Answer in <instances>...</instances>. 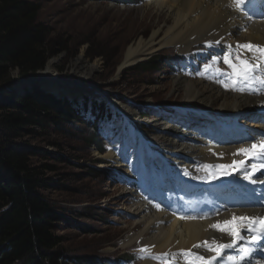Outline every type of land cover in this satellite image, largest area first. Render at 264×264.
Here are the masks:
<instances>
[{"label": "rangeland", "instance_id": "rangeland-1", "mask_svg": "<svg viewBox=\"0 0 264 264\" xmlns=\"http://www.w3.org/2000/svg\"><path fill=\"white\" fill-rule=\"evenodd\" d=\"M27 1L39 6L37 20L47 28L48 43L55 49L44 70L36 75L44 76L51 63L52 75L48 79L58 83L25 82L15 88V83L20 80L19 71L8 69L4 80H0V99L6 93L22 96L37 84L57 98L74 104L79 117L86 121L95 119L92 104L106 105L107 102L113 106H107L113 119L102 124L101 132L113 129L115 134L120 131L119 123L123 117L109 101V96L138 108L137 119L146 135L151 133L149 121L156 116L152 112L157 106L172 105L169 109L188 106L182 98H173L168 91L157 92L171 77L167 62L162 59L155 72L144 73L135 68L145 60L118 73L126 45L139 35L148 34L147 11L143 14L146 0H131L125 4L109 0ZM198 52L201 53L200 48ZM176 54L177 50L163 49L150 59L161 57L169 62ZM93 65H98L99 70L94 71L90 78L85 77ZM163 111H166L164 107ZM91 127L97 129V124L91 126L80 122L62 131L36 127L32 133L23 132L15 144L33 151L30 160L33 166L53 167L51 171L46 170L43 177L56 184L41 190V193L63 214L55 234L61 239L60 247L65 255L70 259L84 258L81 261L84 264H88V259L108 264L132 253L138 244L126 250L121 248L128 231L124 223L134 220L123 205L128 181L124 177L122 181L108 178L103 169L108 171L112 163L96 162L108 159L105 155H98L97 149L89 142L93 134ZM120 127L123 132L124 126L120 124ZM146 141L144 139L138 144ZM115 144L118 145V142ZM137 146L132 145L131 149L138 150ZM136 152L139 155V151ZM130 200L132 202V195Z\"/></svg>", "mask_w": 264, "mask_h": 264}, {"label": "bare ground", "instance_id": "bare-ground-1", "mask_svg": "<svg viewBox=\"0 0 264 264\" xmlns=\"http://www.w3.org/2000/svg\"><path fill=\"white\" fill-rule=\"evenodd\" d=\"M230 4L231 0H148L143 6V14L147 11L149 18V22L144 21L149 26L148 34L139 35L126 45L118 73L120 74L126 67L150 59L163 49L186 53L192 51L199 43L214 42L219 39L227 44L242 41L264 45V25L255 23L247 26L245 32L239 31L240 27L244 28L240 20L241 14L230 7ZM97 70H99L98 65L91 66L90 73L85 77L90 78ZM51 73L52 65L49 63L42 76L46 80L43 83H58L48 79ZM164 91H168L173 98H182L187 102L188 107L198 110L201 116L210 112L209 115L214 117V122L219 120L226 122L229 116L239 115L245 109L264 102L263 97L256 98L224 92L214 84L183 76H171L170 81L158 88L157 92ZM108 99L132 122L137 143L144 141L146 138L139 130L138 108L116 97L109 96ZM166 116L160 114V117H153L149 121L152 127L150 135H147L149 140H146L151 145L159 144L163 149L159 154L161 165L146 157L148 169L143 172V176L148 183L162 182V178L166 177L164 163L174 164V166H167L177 173H183L198 160H210V155L207 154L208 149L200 145L199 135L207 126L211 127L212 123L204 117L200 122H193L192 119L183 117V121L174 123L173 119ZM251 126L255 129L261 127L253 124ZM124 149L123 146L120 154L110 150L105 158L113 160L116 167L124 169L132 177L138 173L135 167L140 157L136 152L137 148H132L131 152ZM219 150L221 149H217ZM124 194L126 199L123 205L134 218L132 222L124 223L128 230L122 240L123 244L121 243V248L124 250L135 246L142 239L140 246L148 248L151 253L166 251L175 254L214 235L208 229L210 222L181 218L171 220L162 212L153 211L144 201L136 198V195L135 201L131 202L130 191L124 189ZM180 203L179 198L176 200V207Z\"/></svg>", "mask_w": 264, "mask_h": 264}, {"label": "trees", "instance_id": "trees-1", "mask_svg": "<svg viewBox=\"0 0 264 264\" xmlns=\"http://www.w3.org/2000/svg\"><path fill=\"white\" fill-rule=\"evenodd\" d=\"M127 3L131 0H113ZM38 5L27 0H0V80L8 69L29 78L44 70L55 52L47 40V28L38 22ZM102 56V54H97ZM96 55V56H97ZM161 59L138 64L140 72L158 71ZM103 108V107H102ZM147 116V115H145ZM86 123L75 105L59 99L37 84L24 95L12 93L0 99V264H84V258L70 259L55 234L63 214L41 193L55 182L43 177L53 167L31 164L33 151L15 140L34 128L64 130L69 125ZM87 124V123H86ZM92 147L102 151L96 128L91 127ZM44 158L46 155L40 152ZM96 162H103L97 160ZM109 176V170H104ZM124 255L122 258H126ZM86 260V259H85ZM88 264H104L88 259Z\"/></svg>", "mask_w": 264, "mask_h": 264}, {"label": "snow or ice", "instance_id": "snow-or-ice-1", "mask_svg": "<svg viewBox=\"0 0 264 264\" xmlns=\"http://www.w3.org/2000/svg\"><path fill=\"white\" fill-rule=\"evenodd\" d=\"M248 0H231L230 7L236 11L248 15L246 12ZM251 19V16L248 15ZM215 45H220V40H216ZM205 47H213L212 41H207ZM222 58L223 63L230 69L228 72L221 71L218 67L215 69V75L212 77L215 82L222 84L226 89L237 92H247L248 94L264 95V46L248 43H237L235 46L225 44L220 52L214 53L211 56V63H205V71L207 72L213 65L218 63ZM202 78H208L203 73ZM215 155V153H214ZM223 157V153L219 154ZM242 156L241 161L233 160L231 164H209L204 163L200 166V170L205 173L202 177L196 179L216 180L221 176H230L235 171L243 173V179L251 184L264 183V179L253 177L255 174L264 170V139L254 141L247 146H242L233 153V156ZM256 161L247 166V161ZM185 175H189L187 170ZM159 208V205H157ZM184 219V217H180ZM195 219L196 217H190ZM207 218V217H204ZM221 233H227L231 238L230 242H219L216 239L211 241L205 240L203 244L193 245L194 248L205 247L207 251L214 253L210 258H205L204 255L193 253L191 249L180 250L179 253H162L156 259H162L164 264H174L177 257L184 261V264H213V261L218 262V258H226V264H240L250 253L251 249L242 248V255L234 257L227 255V250H234L238 242L244 241L248 244L264 239V214L261 215H239L235 212L231 214L229 220L222 223L217 222L211 225ZM141 252H146L147 249L141 248Z\"/></svg>", "mask_w": 264, "mask_h": 264}, {"label": "water", "instance_id": "water-1", "mask_svg": "<svg viewBox=\"0 0 264 264\" xmlns=\"http://www.w3.org/2000/svg\"><path fill=\"white\" fill-rule=\"evenodd\" d=\"M46 80H44V78H42V77H38L37 75H35V76H33V77H29V78H22V79H20L19 81H17L16 83H15V88L16 87H19L20 86V84H23V83H25V82H29V83H43V82H45ZM63 84V83H62ZM63 85H66V84H63ZM163 107H165V108H169V107H172V105H168V106H163Z\"/></svg>", "mask_w": 264, "mask_h": 264}]
</instances>
